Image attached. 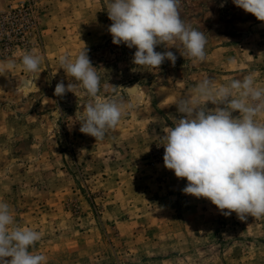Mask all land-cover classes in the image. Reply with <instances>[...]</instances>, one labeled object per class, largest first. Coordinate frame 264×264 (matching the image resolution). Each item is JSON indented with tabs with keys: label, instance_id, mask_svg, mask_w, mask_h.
Masks as SVG:
<instances>
[{
	"label": "rangeland",
	"instance_id": "1",
	"mask_svg": "<svg viewBox=\"0 0 264 264\" xmlns=\"http://www.w3.org/2000/svg\"><path fill=\"white\" fill-rule=\"evenodd\" d=\"M107 4L0 0V202L17 226L41 233L30 251L46 264H264V217L242 221L184 194L188 182L164 167L159 138L182 115L177 100L205 78L223 85L255 73L264 88V22L233 0H180L184 23L207 39L206 60L157 46L175 64L142 67L135 48L112 43ZM83 48L114 86L102 98L132 103L102 141L79 131L83 88L54 95L72 81L60 57ZM25 54L41 58L38 71L24 70Z\"/></svg>",
	"mask_w": 264,
	"mask_h": 264
},
{
	"label": "clouds",
	"instance_id": "2",
	"mask_svg": "<svg viewBox=\"0 0 264 264\" xmlns=\"http://www.w3.org/2000/svg\"><path fill=\"white\" fill-rule=\"evenodd\" d=\"M180 0H108V32L115 45L135 48L132 62L138 66L159 68L165 60L173 65V51L158 52L179 44L193 63L206 60L205 35L186 25L179 12ZM234 5L264 22V0H233ZM41 58L33 54L22 57L25 71H38ZM67 77L56 84L54 95L83 88L90 97L83 106L79 131L102 141L108 130L120 122L132 103L119 98L104 99L102 84L88 51L83 48L73 59H59ZM255 73L217 85L210 78L199 82L194 95L175 103L180 118L166 127L159 137L164 147V167L177 178H186L183 193L206 198L225 216L235 213L240 220L264 217V88L255 86ZM135 96V86L128 88ZM203 101V103H201ZM216 107L209 109L207 103ZM222 106V107H221ZM238 112V116H233ZM227 210V211H225ZM41 233L16 225L9 205L0 202V264H46V257L33 254L30 248L40 241Z\"/></svg>",
	"mask_w": 264,
	"mask_h": 264
}]
</instances>
